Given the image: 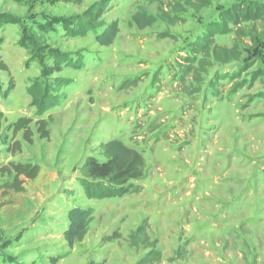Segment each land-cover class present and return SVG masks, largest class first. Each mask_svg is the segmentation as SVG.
<instances>
[{
  "label": "rangeland",
  "instance_id": "obj_1",
  "mask_svg": "<svg viewBox=\"0 0 264 264\" xmlns=\"http://www.w3.org/2000/svg\"><path fill=\"white\" fill-rule=\"evenodd\" d=\"M138 13L157 21L139 30ZM115 21L116 41L100 46L94 32ZM211 28L217 59L201 49ZM57 56L69 62L45 77ZM37 81L64 96L42 118L28 93ZM0 111V169L40 167L22 192L0 174V264H138L153 252L155 264H264V0H0ZM20 118L33 144L14 134ZM113 140L142 154L144 177L99 198L111 186L94 188L85 164L105 162ZM77 210L92 221L70 247Z\"/></svg>",
  "mask_w": 264,
  "mask_h": 264
},
{
  "label": "trees",
  "instance_id": "obj_2",
  "mask_svg": "<svg viewBox=\"0 0 264 264\" xmlns=\"http://www.w3.org/2000/svg\"><path fill=\"white\" fill-rule=\"evenodd\" d=\"M68 3L74 2L75 0H66ZM104 3L96 4L90 9H88L83 16V33L92 30L100 23L104 13H105ZM157 19L154 16H149L144 13H138L133 17V23L139 30H145L152 27L156 23ZM97 43L102 47H109L116 41L120 29L119 23L117 21L107 25L101 32L98 29L94 32ZM216 34V28H211L209 32L206 33L204 37V42L201 43V49L211 57L214 56L218 58L217 46L215 45L214 36ZM58 59L55 61V68L48 70L45 77L52 76L54 70L62 69L64 63H68L69 60L67 56H57ZM1 69L6 70V66H2ZM54 69V70H53ZM56 86L58 89L66 88L70 86L69 80H56ZM15 88L14 81L10 82L9 90L5 93L6 96L13 91ZM56 88V89H57ZM30 97L32 98L35 107L37 108V116L42 118L51 109L58 107L64 97L63 94H54L51 87L48 84L37 81L28 91ZM5 120L4 114L0 111V130L3 127ZM33 123L30 118H20L12 125V129L15 135L20 132H24V139L29 143L33 144L34 133L31 130V124ZM38 134L41 139H50V130L48 128V123L45 119H39L37 122ZM14 151H21V146L19 143L14 144ZM103 152L106 158L105 162H100L95 158H89L85 164L88 171L89 177L96 182L94 188L101 185L103 181H107L111 188L105 194H100L97 192L98 197L108 198V197H123L125 195L134 193L140 190L139 187L132 184L134 181H139L144 177L145 170V160L142 154L133 148L128 147L122 141L113 140L107 142L103 145ZM40 173V167L32 164H15L11 163L7 166H3L0 169V174L7 176L3 184V189L16 190L18 192L24 191L23 184L24 177L26 180H34L38 177ZM70 217V228L66 232V240L70 247L78 242L84 240L89 225L92 221V211L89 210H77L72 211L69 215ZM141 231V228H139ZM161 254L153 252L144 259H142L138 264H155L161 261ZM55 264L59 260L53 259Z\"/></svg>",
  "mask_w": 264,
  "mask_h": 264
}]
</instances>
